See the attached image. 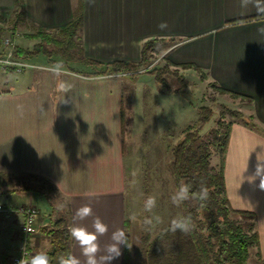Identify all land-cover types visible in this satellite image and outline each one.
Wrapping results in <instances>:
<instances>
[{
	"label": "crops",
	"instance_id": "obj_1",
	"mask_svg": "<svg viewBox=\"0 0 264 264\" xmlns=\"http://www.w3.org/2000/svg\"><path fill=\"white\" fill-rule=\"evenodd\" d=\"M24 3L29 23L50 31L73 18L75 0ZM15 8L16 0H0V17L11 15ZM262 10L264 0H249L246 6H242V0H85L81 38L85 56L103 63L138 62L142 44L159 39L156 43L164 47L163 57L171 68L185 75L195 74L198 71L194 68L181 67L184 63L195 64L206 80L252 98L249 106L259 128L234 121L225 178L231 205L255 214L264 259V189L255 175L258 162L264 163V32L258 31L264 28ZM162 21L168 25L164 30L157 27ZM29 59L42 67L19 72L0 69V171L25 182L47 179L61 196L51 203L36 190L7 191L0 194V204L36 205L35 194L44 197L48 215H42L37 206L40 213L38 231L32 238L34 255L49 249L47 230L56 217L64 213L70 227L75 210L90 202L94 215L109 226V235L117 228L129 235V264H146L144 239L149 235L152 240L166 226V218L181 217L182 210L176 207L174 213L166 212L164 191L157 194L160 198L152 213L143 208L149 194L142 196V205L131 207L127 200L128 162L131 160L130 170L138 185L139 173L149 170L142 164L147 153L155 154L157 143L158 153L166 150V134L172 140V150L180 139L179 131L186 127V104L177 97L181 93L166 92L158 82L150 86L126 84L131 80L128 77L136 80L145 72L135 76L129 72L98 74V68L82 63L81 69L63 66L62 74L57 76L49 71L58 63L54 58L38 54ZM62 82L70 86L67 93L59 88ZM140 87L159 93L155 98L148 96L154 102L166 96L171 107L167 121L165 115L147 119L139 114ZM146 119L150 135L143 147L137 141L146 133ZM128 133L132 141L130 160L126 154ZM157 161L154 156L152 165ZM18 191L23 192L22 201L15 199ZM61 205L63 211L59 210ZM132 215L136 221L130 219ZM153 215H159L162 223L147 232L142 220ZM22 220L18 213L7 217L0 212V264H13L12 257L20 246ZM91 221L90 217L82 223L90 228ZM107 239L102 237L101 243ZM121 250L122 255L112 264H126L125 246ZM71 254L80 255L73 239Z\"/></svg>",
	"mask_w": 264,
	"mask_h": 264
},
{
	"label": "trees",
	"instance_id": "obj_2",
	"mask_svg": "<svg viewBox=\"0 0 264 264\" xmlns=\"http://www.w3.org/2000/svg\"><path fill=\"white\" fill-rule=\"evenodd\" d=\"M84 5L85 0H75L72 20L50 31L42 26L30 24L26 17L24 0H16V8L9 19L12 29L15 30L20 25H28L33 29L29 37L40 40L35 42L33 48H24L17 44L15 54L25 58H32L38 54L50 58L59 56L62 59L59 63L63 66L72 69L70 63H83L98 68L96 72L98 74L140 73L141 67L149 61L150 51L159 39H150L142 44L138 62L118 60L103 63L90 59L85 56L81 38ZM170 40L175 42L178 39ZM165 62L161 69L155 68L149 71L154 73L157 82L164 86L166 84L163 71L174 74L178 72L177 68H171L168 60ZM181 67L194 68L205 76L195 64L184 63ZM214 85L221 93L246 99L252 103V98L248 96L227 90L215 83ZM230 114L250 127L259 128L253 114L250 117H245L240 111H231ZM212 115L211 108L200 107L198 120L185 127L182 136L172 147L170 162L177 190L182 183H185L192 186V193H196L203 184L208 188L209 197L206 201L189 199L180 204L182 216H190L195 224V228L190 233L168 231L170 221L152 240L147 235L143 241L147 247L146 264H264L254 212L235 209L227 194L225 160L234 121L227 122L221 118L217 121V126L204 136L201 130L210 122ZM213 154H217L219 159L216 164L212 162ZM35 180L25 182L19 176L0 171V194L7 191L36 190L44 194L51 203L60 198V192L55 184L44 178H35ZM68 229V219L64 213H61L47 230L50 240L47 253L52 264H57L59 257L71 254L72 238ZM125 255L126 264H129L128 247H125ZM252 258H255V262Z\"/></svg>",
	"mask_w": 264,
	"mask_h": 264
},
{
	"label": "rangeland",
	"instance_id": "obj_3",
	"mask_svg": "<svg viewBox=\"0 0 264 264\" xmlns=\"http://www.w3.org/2000/svg\"><path fill=\"white\" fill-rule=\"evenodd\" d=\"M11 15H7L5 17H0V41L5 37H11L19 46L24 48H33L35 42H38L40 39H32L29 37V34L33 32V29L28 27V25H20L15 30L12 29V25L9 23ZM14 31V34H13ZM54 31V30H52ZM164 47L160 44H154V47L150 51V59L149 61L141 67L140 71L145 72L137 76L136 80L134 77H128L131 80H128L126 84L134 85H151L158 84L157 79L154 73L149 72L153 71V69H161L165 65V58L163 57ZM55 61L61 62L62 59L59 56H53ZM70 66L74 69H81L82 63H70ZM174 69V68H172ZM177 73L173 72H164L163 71V79L165 81L166 86L160 84L162 87L166 88V92H174L179 91L177 97L181 99V104H186V112H185V121L186 126L192 124L197 121L199 118V109L202 106H206L212 109L213 115L207 124H205L201 130L202 135L208 134V132L217 126V121L221 118H224L227 122L229 121H241L239 118L232 117L230 114L231 111H240L245 117H250L251 108L250 102L246 99H242L239 97H232L229 94L221 93L213 82L206 80V76H202L200 72L193 73L188 72L185 74L181 73V70L178 69ZM137 75V74H135ZM134 75V76H135ZM138 86V85H137ZM138 94L141 96V102H139L138 112L145 118L149 119L152 115L155 116H166V121L170 118V108H168V101H166V96L162 98L160 101H155V99H149L148 96L156 97L159 93L152 91L151 93L147 88L140 87ZM168 97H174L168 95ZM159 98V97H158ZM141 110V111H139ZM178 115V113H176ZM184 113H181V118L183 119ZM146 119V133L141 134L143 137L138 145L145 147V144L149 141V122ZM242 122V121H241ZM182 123V122H181ZM182 125V124H181ZM183 128V127H182ZM185 129V128H184ZM179 131L178 136H182L183 130ZM140 137V136H139ZM145 138V139H144ZM143 140V141H142ZM170 142H172L169 135L166 134V150L164 152L158 153L159 147L158 143L155 146V154L152 152L147 153L146 161H143V167L149 169L146 172L139 173L140 180L139 186L135 182L136 175L130 170L131 168V145L132 141L130 140V133L127 135L126 141V154L128 157V191H127V200L128 204L130 203L131 207L134 205L143 204L142 196L148 195L154 196L157 199L160 196L157 194L161 192H165L166 195V212L169 210V213H174L176 207L182 210L181 205H175L171 201V196L177 191V187L175 185L174 176L172 174L170 168V162L172 160V150L170 149ZM143 143V144H142ZM142 144V145H141ZM138 148L141 150L142 147ZM145 154V153H144ZM153 154V155H152ZM155 156V161L158 160L157 165H152V158ZM141 160V157H139ZM217 154H213L212 162L216 164L218 162ZM142 175V176H141ZM36 181V180H35ZM19 195V196H17ZM23 192H19L16 194V200L22 201ZM161 195V194H159ZM34 196V195H32ZM35 202L36 206L41 208L42 215H48L47 202L42 195L35 194ZM26 201H29V198H25ZM69 221L71 222L70 214L67 213ZM168 214V213H167ZM57 216V215H56ZM169 217L166 218V223L170 222ZM46 252V251H45ZM252 261L255 262V258H252Z\"/></svg>",
	"mask_w": 264,
	"mask_h": 264
},
{
	"label": "clouds",
	"instance_id": "obj_4",
	"mask_svg": "<svg viewBox=\"0 0 264 264\" xmlns=\"http://www.w3.org/2000/svg\"><path fill=\"white\" fill-rule=\"evenodd\" d=\"M249 0H242V6H246ZM264 11V10H262ZM157 27L164 30L168 27L166 21H162ZM264 32V28L258 29ZM63 65L57 63L53 65L49 71L59 76L62 74ZM70 86H66L63 82L59 88L67 93ZM21 114L22 110H21ZM261 160V159H260ZM255 175L260 177V188L264 189V163H259L256 166ZM191 185L182 183L178 190L171 196V201L175 205H180L189 199H198L206 201L209 197V191L206 186L201 184L199 191L191 192ZM63 205L60 206V211H63ZM157 207V200L154 196H148L143 204L145 212L152 213ZM92 218L91 227L84 225L82 222ZM131 220L136 221L137 217L132 215ZM73 224L68 231L70 237L75 241L80 250V255L68 254L58 258L57 264H112V261L118 259L122 255L121 246L131 248L128 244V235L125 230L117 228L111 231L109 235V226L102 221L99 216H95L92 204L84 203L75 210L73 216ZM162 223V218L159 215L146 216L142 220V226L145 231H153L157 225ZM195 228V224L190 216H181L171 220L168 231L175 233L177 231L188 234ZM107 236L106 242L101 243V238ZM80 257H83L81 259ZM19 264H52V260L47 252L40 251L30 257L27 261L24 259L19 261Z\"/></svg>",
	"mask_w": 264,
	"mask_h": 264
},
{
	"label": "built area",
	"instance_id": "obj_5",
	"mask_svg": "<svg viewBox=\"0 0 264 264\" xmlns=\"http://www.w3.org/2000/svg\"><path fill=\"white\" fill-rule=\"evenodd\" d=\"M17 43L11 37L2 40V50L0 51V69L23 71L26 68L42 67L32 62L29 58L17 56L15 54ZM0 212L10 217L14 213L22 216L21 241L18 252L12 257L13 264H19L24 259L27 261L33 255L32 238L38 231L39 208L32 203L22 204L18 207L0 204Z\"/></svg>",
	"mask_w": 264,
	"mask_h": 264
}]
</instances>
